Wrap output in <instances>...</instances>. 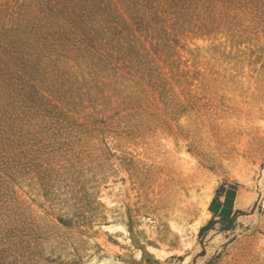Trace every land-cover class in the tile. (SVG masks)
<instances>
[{"label":"rangeland","instance_id":"374dc122","mask_svg":"<svg viewBox=\"0 0 264 264\" xmlns=\"http://www.w3.org/2000/svg\"><path fill=\"white\" fill-rule=\"evenodd\" d=\"M0 264H264V0H0Z\"/></svg>","mask_w":264,"mask_h":264},{"label":"crops","instance_id":"0c3cea01","mask_svg":"<svg viewBox=\"0 0 264 264\" xmlns=\"http://www.w3.org/2000/svg\"><path fill=\"white\" fill-rule=\"evenodd\" d=\"M232 186L223 185L218 188H221L220 192H214L213 197H211L210 201L207 204L208 211H206L211 215L213 219H221L223 216L228 215V212H231L230 217L234 215L235 212H238L239 209L236 208V202L238 197V190H233ZM233 191L234 196H230L227 192Z\"/></svg>","mask_w":264,"mask_h":264},{"label":"trees","instance_id":"16d2710c","mask_svg":"<svg viewBox=\"0 0 264 264\" xmlns=\"http://www.w3.org/2000/svg\"><path fill=\"white\" fill-rule=\"evenodd\" d=\"M233 190H235V188L232 186L231 187ZM221 191V188H218L217 189V192H220ZM227 194H229L230 196H234V192L233 191H229L228 190V192H227ZM230 214H231V212H228V215H226V216H223L222 218H221V220H229L230 219ZM208 226H205L203 229H206Z\"/></svg>","mask_w":264,"mask_h":264}]
</instances>
